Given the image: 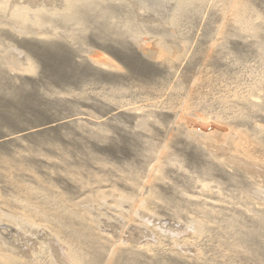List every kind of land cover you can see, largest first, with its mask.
I'll return each mask as SVG.
<instances>
[{
    "label": "rangeland",
    "instance_id": "374dc122",
    "mask_svg": "<svg viewBox=\"0 0 264 264\" xmlns=\"http://www.w3.org/2000/svg\"><path fill=\"white\" fill-rule=\"evenodd\" d=\"M64 1L0 0V137L53 125L0 145V264H264V0Z\"/></svg>",
    "mask_w": 264,
    "mask_h": 264
},
{
    "label": "bare ground",
    "instance_id": "6f19581e",
    "mask_svg": "<svg viewBox=\"0 0 264 264\" xmlns=\"http://www.w3.org/2000/svg\"><path fill=\"white\" fill-rule=\"evenodd\" d=\"M50 1H55V0H50ZM140 1L148 2L150 4V6H156L157 4L160 3V0H140ZM62 4L65 6V8L68 7L69 0L64 1ZM34 13H36V12H34ZM12 18L24 20V24H28L27 26H25V25H23V26H19L18 25L17 26L16 23L12 22L13 25L9 23V25L14 26V30H15L16 33L25 34L27 36H29L30 34H33V37H31L33 39H38V38L42 37L40 30L35 29L36 25H33V24L29 23V21L27 20V17L25 16V13L23 14V12L20 13L19 10H16L15 12H13ZM94 63L96 65H109V64H106V63H103V62L101 63V62H97V61H94ZM110 65H112V64H110ZM30 67L31 66H29V68ZM52 127H53V125L46 124V125L40 126L39 128H31V129L22 130V131L19 132V134L8 135L7 137L6 136L0 137V145H2L4 143H8V142H10L12 140H15L18 137L23 138V137H26V136H30L32 134L38 133L40 130H44V129H48V128H52Z\"/></svg>",
    "mask_w": 264,
    "mask_h": 264
}]
</instances>
